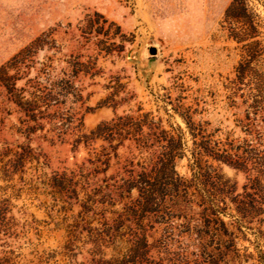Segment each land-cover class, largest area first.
<instances>
[{
    "label": "rangeland",
    "instance_id": "rangeland-1",
    "mask_svg": "<svg viewBox=\"0 0 264 264\" xmlns=\"http://www.w3.org/2000/svg\"><path fill=\"white\" fill-rule=\"evenodd\" d=\"M0 264H264V0H0Z\"/></svg>",
    "mask_w": 264,
    "mask_h": 264
},
{
    "label": "trees",
    "instance_id": "trees-1",
    "mask_svg": "<svg viewBox=\"0 0 264 264\" xmlns=\"http://www.w3.org/2000/svg\"><path fill=\"white\" fill-rule=\"evenodd\" d=\"M173 159H174V155H170V157H168V159H167V163L166 164L169 165L170 163H172L173 162Z\"/></svg>",
    "mask_w": 264,
    "mask_h": 264
},
{
    "label": "water",
    "instance_id": "water-1",
    "mask_svg": "<svg viewBox=\"0 0 264 264\" xmlns=\"http://www.w3.org/2000/svg\"><path fill=\"white\" fill-rule=\"evenodd\" d=\"M155 52H156V50H155L154 48H151V49H150V53H151V54H155Z\"/></svg>",
    "mask_w": 264,
    "mask_h": 264
}]
</instances>
